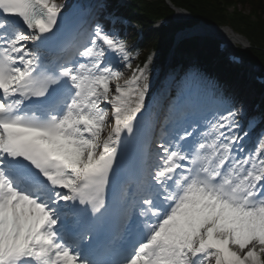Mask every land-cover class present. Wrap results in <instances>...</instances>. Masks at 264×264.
I'll list each match as a JSON object with an SVG mask.
<instances>
[{
    "label": "snow or ice",
    "instance_id": "snow-or-ice-1",
    "mask_svg": "<svg viewBox=\"0 0 264 264\" xmlns=\"http://www.w3.org/2000/svg\"><path fill=\"white\" fill-rule=\"evenodd\" d=\"M64 7L0 0V264H264L255 118L177 98L145 145L147 64L120 83L126 42L100 22L71 39Z\"/></svg>",
    "mask_w": 264,
    "mask_h": 264
},
{
    "label": "trees",
    "instance_id": "trees-1",
    "mask_svg": "<svg viewBox=\"0 0 264 264\" xmlns=\"http://www.w3.org/2000/svg\"><path fill=\"white\" fill-rule=\"evenodd\" d=\"M172 1L175 2L176 4L186 6L196 16H203L211 20L219 18L216 0H208L206 2L207 5L197 0H172ZM251 2L256 8H259L260 6L264 7V0H251ZM147 4H148L147 6L148 13L160 12V11L164 12L168 10V5L165 4L163 0H154L152 2H148ZM139 20L145 27L147 26L148 24L147 17H142ZM230 23L234 26L240 27L244 32L250 35L252 42V50H251L252 54L264 61V35L261 34L259 29L258 28L250 29L244 22L238 23L235 21H231ZM146 32L147 33L145 34L144 39L138 44V46L143 48L144 51L147 50L150 47V45H152L153 47H160L163 49L164 42L160 40V35L153 34L150 31H146ZM209 54H211V51H207L206 55H202L200 57L199 65L210 72L218 74L219 78L225 84H227L228 83L227 79L229 78V76H227L225 71H223V69H220L219 66L215 68L213 67L212 69V64ZM143 56L144 55L142 54L141 57Z\"/></svg>",
    "mask_w": 264,
    "mask_h": 264
},
{
    "label": "rangeland",
    "instance_id": "rangeland-1",
    "mask_svg": "<svg viewBox=\"0 0 264 264\" xmlns=\"http://www.w3.org/2000/svg\"><path fill=\"white\" fill-rule=\"evenodd\" d=\"M244 8H246V11H248V7H244ZM242 42H244V41H242ZM130 57H131L130 63L133 66L135 64L134 55H132ZM189 61L194 62V57L189 58ZM173 73H175L174 70H173ZM199 81L203 82L202 83L203 88L209 87L210 85H213L215 83L214 80H212L211 78L204 77L202 75V73L197 68H194L193 66H191L189 69V73H187L185 75L183 82L184 83H191V82L198 83ZM252 93L253 92L251 89H247L246 86H240V82H238V84H237V82L234 81L233 85L229 89V92L224 96L231 103H233L232 101L235 99L236 96L239 95L237 104H235V107L239 110V116L237 118H241L245 114V112L247 110V109H245V106L248 104V100L251 97Z\"/></svg>",
    "mask_w": 264,
    "mask_h": 264
}]
</instances>
